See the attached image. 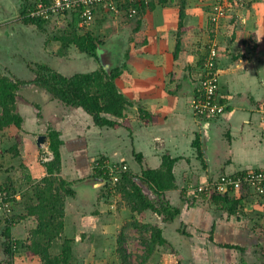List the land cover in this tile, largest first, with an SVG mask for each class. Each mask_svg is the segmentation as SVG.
<instances>
[{
    "label": "crops",
    "instance_id": "0c3cea01",
    "mask_svg": "<svg viewBox=\"0 0 264 264\" xmlns=\"http://www.w3.org/2000/svg\"><path fill=\"white\" fill-rule=\"evenodd\" d=\"M153 1L155 8L140 17H115L99 9L90 30L77 24L81 32L91 31L103 40L99 46L107 47V56L114 61L110 72L120 70L116 85L131 101L126 117L129 125L98 126L83 108H69L64 118L56 120L51 105L47 113L50 123L37 122L34 131L22 127L18 154L9 148L2 151L0 174L5 180L0 184L12 189L15 202L23 206V195L32 193V186L48 175L37 138L47 135L49 127L58 130L63 140L59 176L70 182L72 190L66 198L64 235L74 238L77 245L81 235L88 233L94 240L87 235L86 247L91 245L96 254L115 255L118 234L132 213L120 193L108 191L107 185L94 193L95 186L82 182L101 177L94 175L99 168H93L101 158L126 164L142 178L143 166L136 153L155 169L170 154L178 158L173 169L178 189L169 192L168 198L182 207V213L166 223L162 216L148 211L146 222L162 230L168 245L181 256L177 264H264V197L251 192L243 211L229 215L201 197L187 207L180 195L183 188L192 193L193 187L223 174L264 169V118L260 112L264 104V0H234L217 21L210 18L216 0ZM70 26L68 23L66 28ZM213 45L218 53V97L227 110L221 116L202 118L192 104ZM23 116L26 121L28 116ZM197 139L199 147L195 146ZM32 221L21 220L16 229L22 235ZM211 236L213 241L208 243ZM214 254L221 255L220 263L214 262ZM260 256L261 263L257 261Z\"/></svg>",
    "mask_w": 264,
    "mask_h": 264
},
{
    "label": "trees",
    "instance_id": "16d2710c",
    "mask_svg": "<svg viewBox=\"0 0 264 264\" xmlns=\"http://www.w3.org/2000/svg\"><path fill=\"white\" fill-rule=\"evenodd\" d=\"M31 1L21 0L19 2V17L26 24H33L37 28L45 30V20L49 18H44L42 15L32 16L30 12H36L40 4L49 6L52 0ZM158 1L161 4L165 3V0ZM154 8L155 2L153 0L148 4H143L138 8L139 12L135 18L145 14L148 9ZM69 14L76 18L69 23L71 28H66L59 34L50 35L47 41L48 43L49 40L59 41L63 55L66 54V49L75 46L79 53L96 62V68L66 75L49 62L36 61V68L31 64L29 66L34 73V78L31 80L12 79L0 69V132L7 131L12 127L22 128L25 118L18 110V94L23 88L32 85L45 90L52 99L59 100L68 107L83 108L92 116L98 126L120 127L129 125L126 117L131 101L119 91L116 85L120 70L110 72L100 65L97 48L103 43V40L94 36L91 31L81 32L77 27L80 21L77 12H66L60 15L68 17ZM221 102L224 101L221 100ZM47 135L49 137L48 147L54 153V159L46 163L48 175L32 186L33 195L29 198L25 196L23 214L7 218L0 216V235L4 236L2 242L4 254L3 258L0 259V264H16L14 257L19 247L13 241L12 227L14 222H18L24 217L27 220H33L32 227L30 226L31 244L27 250L29 256L39 257L43 264H76L75 240L64 235L66 198L72 194V190L69 187L70 182L59 176L62 171L61 146L63 140L61 133L53 127H49ZM18 140L22 142L21 137ZM199 145L200 140H195V146L199 147ZM9 151L18 154L17 144L11 146ZM135 156L143 166L141 177L149 184L154 193L153 198L143 192L135 181V174L129 170L126 164L113 163L106 158H101L99 162L103 168H99L97 174H94L108 180L109 183L106 184L108 191L112 189L116 193H120L130 207L132 216L134 215L130 222H126L122 226L117 237V252L121 254L123 264H135L129 260V255L123 247L127 239L124 235L125 230L135 227L137 230L143 231L142 233L151 232L149 238L143 236V244L147 247L144 258L148 260L154 254L156 247L166 244L167 240L163 237L162 230L158 225L145 223L142 219L147 217L148 211H153L162 216L166 223H172L182 213V207L174 205L168 198L169 192L178 189L173 171L178 158L165 154L161 166L155 169L146 164L142 154L136 153ZM106 162L117 164L120 167L127 166V170H120L116 173L119 175V180L115 183L109 169L104 167ZM229 176L238 178L243 174H231ZM0 186L14 195V191L7 185L0 184ZM180 193L181 199L185 201L187 207H193L196 198L201 197L215 205L219 210L226 211L229 215L241 213L244 201L251 195V191L246 185H243L239 191L211 192L209 194L206 192L188 193L187 189L183 188ZM256 196L264 197V194ZM180 232L186 234L184 229H180ZM211 239L213 241L212 236ZM58 242L61 249L59 252H54V245ZM222 246L239 249V246L232 244Z\"/></svg>",
    "mask_w": 264,
    "mask_h": 264
},
{
    "label": "rangeland",
    "instance_id": "374dc122",
    "mask_svg": "<svg viewBox=\"0 0 264 264\" xmlns=\"http://www.w3.org/2000/svg\"><path fill=\"white\" fill-rule=\"evenodd\" d=\"M21 0H19L20 2ZM23 1V0H22ZM230 2H233L234 0H229ZM31 2H34L32 0ZM0 6L3 7V9H6L5 3L1 2ZM19 6L20 3H18V12H19ZM33 8V6H31ZM29 7V9H31ZM32 16H34V12H30ZM70 16L66 17L65 15H53L49 19L45 20V30H41L37 28L33 24H26L20 17L19 14L18 16L13 19L12 21H9V23H15L18 21H23L25 25L30 26V30L27 32H30L34 34V40L39 39L40 40V52L37 51V49L32 50L30 55L31 58L26 61H21L17 59L19 54H15L12 57V64H13V69H16L13 71L11 70H6L7 67H4L3 63L0 62V69L3 72H6L9 77L12 79L14 78H19L21 80H31L34 78V75H32V70L29 68L30 64L33 63L34 61L38 62H49L52 64L56 69L60 70L66 75H72L74 72L78 71H90L93 70L96 66L93 63V60L85 55H82L77 51L75 46H71L68 49H66V54L63 55L61 53V43L56 42L54 40H49L48 43V38L50 35L54 34H59L61 31H64L66 29V26L68 23L73 22L76 18L72 16V14H69ZM212 15L210 14V18ZM8 23V24H9ZM28 35V34H27ZM29 36V35H28ZM36 51L38 52L36 54ZM40 53V54H39ZM92 60V61H90ZM15 62V63H14ZM20 63V64H19ZM32 65V64H31ZM220 81V80H219ZM53 103H51V102ZM50 103V104H48ZM48 104V105H47ZM47 105V106H46ZM51 105H53L54 112L51 114L53 115L55 113L56 120H59L61 117L64 118L66 115V112L70 110L67 105L62 103L59 100L52 99L51 95L47 93L45 90L36 87V85H32L29 87L23 88V90L19 91L18 94V110L20 113L23 115L24 113L26 114V121H24L23 126L24 128L28 129V131H34V128L37 122H46L48 121L49 117L51 115L47 114L49 110H51ZM54 117V118H55ZM43 119V120H42ZM40 120V121H39ZM54 120V119H53ZM73 121V120H72ZM50 123V121H48ZM70 123V121H68ZM71 124V123H70ZM47 125V123H46ZM22 126V127H23ZM48 126V125H47ZM20 129V130H19ZM17 128V127H12L7 131L0 132V155L2 154V151H5L6 148H10V146L17 144L21 145V142L18 140V138L21 136L20 131H22V128ZM12 140V142H11ZM14 154L11 153L8 156V160L10 163L13 161L12 156ZM17 160V159H16ZM7 162V164H10ZM6 167L7 170L11 169V165H7ZM6 171V170H5ZM5 177H2V174H0V180H5ZM11 180V177H8ZM34 186V185H33ZM33 190V188H32ZM33 193H25L23 196H31ZM170 197H172L170 195ZM14 198V197H13ZM13 201L11 202L10 206L13 208V215L14 216H20V214H23V206L17 204L15 202V199H12ZM126 206L130 209V207L127 205ZM131 211V210H130ZM132 213V211H131ZM124 214V212H123ZM122 214V215H123ZM121 215V216H122ZM1 217H5L0 213ZM134 216V215H133ZM133 216L129 217L126 222H130L133 219ZM30 218V217H29ZM146 218L144 220L142 219L143 222H146ZM21 220L27 221V219L24 217ZM20 220V221H21ZM19 222V221H18ZM125 222V223H126ZM23 223V222H21ZM124 223V224H125ZM3 224V223H2ZM17 222H14L13 227H12V237L13 241L15 244H18V251L15 254L14 260L16 264H43L42 260L37 257V256H29L28 254V246L31 244V235H30V227H28L27 232L25 231L22 235L18 232L16 228ZM32 227V225H30ZM26 227V226H25ZM131 229H136L135 227L129 228L128 230H125V236L127 237L123 247L125 249V252L129 255V260L131 262H134L135 264H177L179 260L178 254L174 250V248L171 245H168V241L164 245H158L156 247V250L154 254L146 260L145 254L147 252V247L143 244V236L150 237L151 232H144L142 233L139 229L137 230L136 233H133V231H130ZM69 233L71 236H73V231L70 229ZM212 234L211 232H209ZM90 240H94L93 235H89L88 233H83L82 239L79 238V244L75 245V263L76 264H123L122 263V258L121 254L117 252L115 255H102V254H96L94 253L92 246H85L87 245L86 243H89V238ZM96 236V235H95ZM75 237V236H73ZM209 236L207 237L208 240ZM4 240V236L0 235V259L3 258L4 250H3V245L2 242ZM75 240V239H74ZM18 241V243H16ZM212 240H209L208 243H210ZM61 249L60 243H55L53 251L54 252H59ZM217 256L216 254H214ZM220 257H214L213 260L215 263H220ZM106 259V260H105ZM262 257L260 256L259 263L262 261ZM249 261H253L249 260Z\"/></svg>",
    "mask_w": 264,
    "mask_h": 264
},
{
    "label": "built area",
    "instance_id": "2783aa9c",
    "mask_svg": "<svg viewBox=\"0 0 264 264\" xmlns=\"http://www.w3.org/2000/svg\"><path fill=\"white\" fill-rule=\"evenodd\" d=\"M151 0H52L49 6L43 4L38 5V9L34 12V16L42 15L44 18H50L58 14H65L66 12H77L79 15V26L85 30H90L94 20L95 13L99 9L115 17H125L127 19L135 18L138 14V8L143 4H148ZM217 2L212 6L211 20L217 21L219 18L226 15L228 8L231 5L229 0H216ZM217 48L215 45L210 47V53L205 59V67L197 85V92L193 100V110L197 116L202 118L217 117L225 114L227 104L221 102L218 97L220 86L218 71L216 70L217 62ZM262 117L264 118V104L260 108ZM42 162L47 163L54 159V153L48 146H42V153L40 156ZM113 182L119 180V175L116 173L120 170H127V166H119L106 162ZM93 168H103L100 163H96ZM246 185L250 191L255 195L264 194V169L247 171L238 178L229 175H221L218 179L205 184L193 187V193L206 192H226L239 191L240 188ZM14 195H11L4 188L0 186V213L7 217L13 214V208L10 204Z\"/></svg>",
    "mask_w": 264,
    "mask_h": 264
},
{
    "label": "water",
    "instance_id": "95a60500",
    "mask_svg": "<svg viewBox=\"0 0 264 264\" xmlns=\"http://www.w3.org/2000/svg\"><path fill=\"white\" fill-rule=\"evenodd\" d=\"M1 2L5 3L6 9H3V7L0 6V62L5 65L4 67H7L6 69L14 72L16 69H13V59L10 56L19 54L17 59H19L20 62L23 60H29L31 57L28 55H30L32 50L37 49V51L40 52V40H34V34L27 32L30 30V26L25 25L23 21L9 23V21L15 19L19 14V0H0V3ZM107 50L108 48L105 46H98L97 54L101 65L107 71H110L114 61H111L108 58ZM37 51L36 54L38 53ZM37 144L40 147L47 146L48 136L39 135L37 138ZM135 181L145 194L149 195L151 198L154 197L153 191L145 180L140 177H135ZM82 183H89V185L91 184L92 186H95L94 193H97L100 187L105 186L109 182L103 177H92L84 180Z\"/></svg>",
    "mask_w": 264,
    "mask_h": 264
},
{
    "label": "flooded vegetation",
    "instance_id": "af4514ba",
    "mask_svg": "<svg viewBox=\"0 0 264 264\" xmlns=\"http://www.w3.org/2000/svg\"><path fill=\"white\" fill-rule=\"evenodd\" d=\"M38 62V61H37ZM32 64V66H34L35 68H36V61H34L33 63H31ZM32 75H34V73L32 72Z\"/></svg>",
    "mask_w": 264,
    "mask_h": 264
},
{
    "label": "clouds",
    "instance_id": "9594fccd",
    "mask_svg": "<svg viewBox=\"0 0 264 264\" xmlns=\"http://www.w3.org/2000/svg\"><path fill=\"white\" fill-rule=\"evenodd\" d=\"M48 146V145H47Z\"/></svg>",
    "mask_w": 264,
    "mask_h": 264
}]
</instances>
